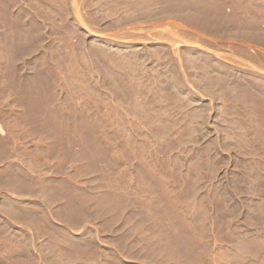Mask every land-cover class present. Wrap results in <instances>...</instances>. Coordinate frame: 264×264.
Segmentation results:
<instances>
[{"label":"rangeland","instance_id":"374dc122","mask_svg":"<svg viewBox=\"0 0 264 264\" xmlns=\"http://www.w3.org/2000/svg\"><path fill=\"white\" fill-rule=\"evenodd\" d=\"M149 15L0 0V264H264L253 46Z\"/></svg>","mask_w":264,"mask_h":264},{"label":"crops","instance_id":"0c3cea01","mask_svg":"<svg viewBox=\"0 0 264 264\" xmlns=\"http://www.w3.org/2000/svg\"><path fill=\"white\" fill-rule=\"evenodd\" d=\"M153 3L148 19L173 20L186 38L200 42L234 41L253 46L257 81L264 79V0H146ZM163 24V23H162ZM262 68V69H260ZM261 73V74H260Z\"/></svg>","mask_w":264,"mask_h":264},{"label":"bare ground","instance_id":"6f19581e","mask_svg":"<svg viewBox=\"0 0 264 264\" xmlns=\"http://www.w3.org/2000/svg\"><path fill=\"white\" fill-rule=\"evenodd\" d=\"M193 62V61H192ZM195 64V63H194ZM198 64V63H197ZM261 74V73H260ZM199 82V81H198ZM203 84V83H202ZM220 93V92H219Z\"/></svg>","mask_w":264,"mask_h":264}]
</instances>
